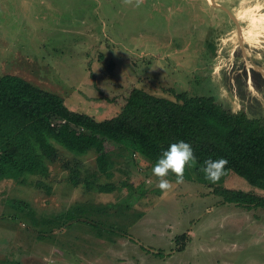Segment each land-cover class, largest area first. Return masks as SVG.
I'll return each mask as SVG.
<instances>
[{
  "label": "rangeland",
  "instance_id": "obj_1",
  "mask_svg": "<svg viewBox=\"0 0 264 264\" xmlns=\"http://www.w3.org/2000/svg\"><path fill=\"white\" fill-rule=\"evenodd\" d=\"M3 74L55 92L97 121L114 117L134 87L172 100L180 92L212 96L261 118L264 0H144L139 8L122 0H0ZM126 154L100 179L108 193L72 189L57 168L51 196L1 183L0 264H264V210L214 193L257 191L243 178L228 172L211 183L192 167L183 184L169 175L173 188L163 192L154 164ZM84 162L93 166V157ZM10 200L52 224L33 226ZM76 205L91 209L87 221L61 225Z\"/></svg>",
  "mask_w": 264,
  "mask_h": 264
},
{
  "label": "trees",
  "instance_id": "obj_2",
  "mask_svg": "<svg viewBox=\"0 0 264 264\" xmlns=\"http://www.w3.org/2000/svg\"><path fill=\"white\" fill-rule=\"evenodd\" d=\"M210 48L216 49L213 45ZM174 97H159L134 87L114 117L97 121L67 107L59 94L41 89L22 76L3 74L0 184L11 181L51 196L56 177L52 169L57 168L67 173L66 180L72 189L108 193L113 191L110 185L99 182L103 175L112 176L117 158H125L129 153L155 165L172 143L184 141L197 157L193 172L198 177L204 178L200 167L205 160L224 158L228 161L225 173L238 175L257 190L215 189L214 193L224 202L264 210V117H249L244 110L226 109L212 96L180 92ZM87 156L93 157L91 167L84 162ZM8 203L18 212L30 214L33 226L44 222L36 219L28 203ZM89 212L90 208L76 205L60 217L61 225L66 226L78 217L87 221ZM48 230L39 232L38 238L44 240L54 228ZM184 237L176 238V242Z\"/></svg>",
  "mask_w": 264,
  "mask_h": 264
},
{
  "label": "clouds",
  "instance_id": "obj_3",
  "mask_svg": "<svg viewBox=\"0 0 264 264\" xmlns=\"http://www.w3.org/2000/svg\"><path fill=\"white\" fill-rule=\"evenodd\" d=\"M126 6L139 8L143 5L144 0H122ZM228 161L224 158L207 159L200 167L204 178L211 183H217L225 174V168ZM197 165V157L189 143L178 141L172 143L167 150L162 152L157 162L152 168V174L157 179V187L167 192L172 190L173 183L167 179L169 175L175 176V185L185 182L186 169Z\"/></svg>",
  "mask_w": 264,
  "mask_h": 264
},
{
  "label": "crops",
  "instance_id": "obj_4",
  "mask_svg": "<svg viewBox=\"0 0 264 264\" xmlns=\"http://www.w3.org/2000/svg\"><path fill=\"white\" fill-rule=\"evenodd\" d=\"M251 82H253V80H251V78H249L248 80H247V84H249L250 85V83ZM256 83V82H255ZM251 86V85H250ZM259 88V85L257 86L256 85V87H255V84H254V89H255V91H256V89H258ZM257 95H258V93H257ZM260 95V94H259Z\"/></svg>",
  "mask_w": 264,
  "mask_h": 264
},
{
  "label": "water",
  "instance_id": "obj_5",
  "mask_svg": "<svg viewBox=\"0 0 264 264\" xmlns=\"http://www.w3.org/2000/svg\"><path fill=\"white\" fill-rule=\"evenodd\" d=\"M208 1H210V0H208ZM256 68H257L259 71H261V69H260L258 66H256Z\"/></svg>",
  "mask_w": 264,
  "mask_h": 264
},
{
  "label": "bare ground",
  "instance_id": "obj_6",
  "mask_svg": "<svg viewBox=\"0 0 264 264\" xmlns=\"http://www.w3.org/2000/svg\"><path fill=\"white\" fill-rule=\"evenodd\" d=\"M237 84V83H236ZM245 95V94H244ZM242 96V95H241ZM240 98V97H239ZM244 99V98H243Z\"/></svg>",
  "mask_w": 264,
  "mask_h": 264
}]
</instances>
